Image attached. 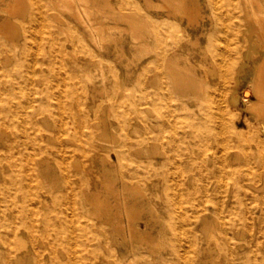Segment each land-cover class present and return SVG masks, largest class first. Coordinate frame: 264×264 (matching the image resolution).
<instances>
[{"label": "bare ground", "instance_id": "1", "mask_svg": "<svg viewBox=\"0 0 264 264\" xmlns=\"http://www.w3.org/2000/svg\"><path fill=\"white\" fill-rule=\"evenodd\" d=\"M1 2L4 12L0 17V264H24L25 257L31 258V251L40 242L49 244L42 253L36 250V258L43 260V264L47 260L50 264L68 262L60 261L56 253L61 241L50 231L55 218L44 210L48 200L39 194L40 184L33 173L35 163L42 170L44 158L55 151L59 153L57 162L66 184L65 190L53 197L54 202L65 207L56 217L64 218L69 212L79 227L90 232L92 226L98 231L105 227L89 225L82 216L97 214L121 235L113 237L121 242L120 247L103 254L98 245L102 243L100 237L96 232L89 233L98 242L82 247L91 251V264H98L97 257L109 264H136L138 251L153 249L155 244L165 241L172 243L174 264L205 262L203 252L208 248L209 235L205 227H213L207 224L210 213H220L221 227L217 233L223 244L237 237V226L250 223L257 209L256 201L264 197V156L252 159L248 153L250 149L264 150V123L253 129L244 120L236 121L239 115L232 113L240 105V88L253 65L249 88L255 99L248 101L245 108L264 122V0H121L116 4L113 0H63L70 15L55 18L71 27L73 35H67L63 25L48 20L46 14L52 0H29V12L26 0ZM116 9L121 11L119 16L115 15ZM126 11L154 22V28L147 23L145 39L139 45L141 92L135 96L134 85L122 87L124 100L129 102L127 115H134L133 122L142 124L141 145L161 142L165 156L159 160L138 158L131 172V176L141 177L158 189L153 198L146 188L139 190L141 197L130 198L116 185L111 186V197L100 198L97 189L94 198H90L88 178L80 189L75 186L80 179L70 168L77 165L82 148L51 144L49 151L37 120L50 95L62 107L58 122L66 138L78 140L86 135L81 107L95 102V94L84 89L80 74L70 61V52L92 58L95 50L102 52L108 46V41L113 42V50L122 57L126 36L139 37L129 30ZM15 14H20L21 19L15 18ZM34 41L39 44L35 48L31 44ZM19 55H23L21 59ZM47 55L49 60L59 63V70L44 69L41 58ZM35 75L39 79L44 77L41 85L32 81ZM91 82L89 85L94 88ZM18 88H27L23 99L21 95L16 97ZM34 91L36 95L32 94ZM249 95L250 91L244 89L243 99ZM112 100L110 96L104 102ZM157 108L159 112L153 114ZM125 122L133 129L129 118ZM240 124L249 128L243 130ZM102 130L109 133L107 123ZM204 155L212 156L211 163L204 160ZM103 173L107 176L104 167ZM196 184L204 193L202 208L199 220L191 214L189 221L181 212V197L194 193ZM33 186L35 193L29 190ZM213 190L220 195L224 192L221 202L207 196ZM237 202L241 205L239 213L235 210ZM261 215L258 232L264 238V209ZM140 221L146 224L142 230ZM157 223L159 234L154 236ZM167 225L172 228L170 239L164 231ZM200 225L198 233L195 227ZM22 228L25 231H18ZM23 245L27 247L24 253ZM256 255L251 264H264ZM242 259L245 264L247 258ZM87 260L85 257L83 264H89ZM27 264H32L30 259Z\"/></svg>", "mask_w": 264, "mask_h": 264}, {"label": "rangeland", "instance_id": "2", "mask_svg": "<svg viewBox=\"0 0 264 264\" xmlns=\"http://www.w3.org/2000/svg\"><path fill=\"white\" fill-rule=\"evenodd\" d=\"M120 1L121 0H113V3L116 4ZM26 2L28 3L27 12H29V0H26ZM63 4V0H52V2L48 5L50 11L46 15L48 20L63 25V30H65L67 35H73L74 33L71 27H67L65 22H60L55 18L57 15L67 17L70 15V13L64 9ZM0 5H4V2H1ZM140 5L143 4L140 2ZM3 12L4 9L0 6V17ZM120 12L121 11L116 9L115 15L119 16ZM125 14L129 17L131 24V28L129 30L132 31V33L139 34V37L128 38V35L126 36L123 42L126 52L122 57L113 50V42L109 43L108 41H105L108 46H106L102 52L95 50V55L92 58L80 52H70L72 54L69 56L70 61L77 73L80 74V79L84 85V89L95 94V102L89 101L87 105L81 107L82 121L87 125L83 128L86 135L82 136L78 140H68L66 138L58 122L59 113L61 112L62 107L56 105L53 101V97L50 95L48 102H46L45 107L37 120L40 133L44 142H46V145L48 144L47 148L49 151L52 149V145H61L63 147L78 145L82 148L77 165L70 168L80 179V183L75 185L80 187V189L85 187V182L88 178V186L91 188V193L89 192L90 198H94L97 189L100 190V198L111 197L112 195L110 193V189L112 185H114L113 187L116 185L119 191H125L130 198L141 197L139 190L146 188L148 192H152L151 196L153 198V193H157L158 189L153 187L151 183L143 180L141 177L138 178L131 176V172L136 167V159L138 158L143 160H159L165 156L164 145L161 142H152L147 145H141L142 141L139 139L141 138L144 130L142 124L139 122H133L134 115H127L129 102L124 100L125 91L122 87L125 85H134L136 88L135 96L139 95L141 92L140 76L142 55L139 45L145 39L146 26L150 21L143 20L144 18L141 15L139 16V13H134L132 11H126ZM14 17L21 19L20 14H15ZM121 22L124 23V25H127L125 20H122ZM148 24L150 27L154 28L153 21ZM112 31L117 32V29L112 28ZM129 35L131 36V34ZM31 44L34 48L39 45L37 41L31 42ZM22 56L23 55H19V59H21ZM259 59L260 56L257 57L256 61ZM41 61L45 64L44 69L46 71L60 69L59 63L57 61L49 60L48 55L42 57ZM251 69L252 70L250 71L248 79L245 83L246 85L244 84L240 88V105L238 108L233 109L232 113L239 115L236 121L240 122L244 120L250 124L253 129H257L264 123L263 120L257 118L255 114L245 108L248 101L255 99L252 90L249 88L254 74L253 65L251 66ZM43 78L44 77H41L39 79V77L35 75L33 76L32 81H34L36 85H41ZM90 78L93 80L92 82L90 81ZM89 82L92 83L94 88H91ZM149 85L151 87H155L153 83ZM242 89H248V91H250L249 98L243 99ZM32 94L36 95L37 93L34 91ZM20 95L23 99L24 96L27 95V88L22 89V91L18 88L16 97L18 98ZM110 96L113 97V100L111 102H104L105 99ZM101 100H103V102H101ZM101 110H103V112ZM157 112H159L158 108L156 111H153V114H157ZM102 118L103 120L101 121ZM127 118H129L133 124V129H131L129 124L125 122ZM104 122L109 126V133H105L102 130ZM240 127L243 130H247L249 128L246 124H240ZM94 128H98V131H92ZM262 135L263 134H261L260 137H262ZM146 150L148 153H145ZM248 153L252 159H255L258 156H264V150L250 149ZM58 156V151L49 154L48 157L44 158V166L42 170H39L37 163H35L33 169L34 176L38 178L40 184L38 192L48 200V205L44 210L49 213L51 218H55L50 231L53 234H56L55 236L59 241H61V244H59L56 249V253L59 260L68 261L67 264H83L82 260L85 259V257L88 259L87 263L91 264L94 260L91 251H85L82 247L84 244H89L91 246L97 245L98 242L96 243L95 240H92L91 237H89V233L96 232L97 236L100 237L102 243H99L98 245L100 252L103 254H107L111 248L118 249V247H120L121 242L113 240V237L120 238L121 235L113 230L109 221L97 214L82 216V218H84L89 225L94 223L96 225L102 224L105 227L98 231L96 227L92 226L90 228V232H86L79 227L78 221L75 218H71V214H69V212L64 218L56 217V214H58V212L65 207L58 202H54L55 200L53 197L56 193H59L66 188L62 167L57 162ZM240 156V161H243L244 154L241 153ZM203 158L205 161L211 163V155H204ZM116 163L117 165L115 166ZM193 166L197 169L198 165L195 164ZM103 167L107 169V176L103 173ZM20 170L23 171V167H21ZM188 187L190 188V186H186V188ZM195 187L196 190L194 193L187 196L183 194L181 197V212L183 213V217L189 221L191 220V214H193L194 219H197L198 221L202 208V197L204 196V193L202 192V187L199 184H196ZM29 190L31 193L36 192L34 186L30 187ZM183 190L184 189H182V191ZM169 191H173V188H170ZM207 196L215 201L221 202V199L224 197V192L220 195L213 190L211 193L209 192ZM256 202L257 209L255 208L256 211L251 218L250 223L245 226H237V237H233L228 243L229 245L223 244L222 237L217 233L221 227L220 213H210L208 215L207 224H212L213 227H205L209 232L207 240L208 248H206L203 252L206 261L197 260V264H243V257L247 258V260H245V264H251L254 254H257L256 257L258 260L264 261V245L261 242L262 240L264 241V238L261 237L258 232V225L263 219L261 211L264 209V197L263 200H258ZM156 206L159 208V201H157ZM240 207V203L237 202L235 210L238 213L240 212ZM138 225L142 230L145 228L146 224L144 221H140L138 222ZM200 227L201 225L195 227L198 233H200ZM158 229L159 223L155 226L154 236H157V233L159 234ZM164 229L166 237L168 239L172 238L173 234L171 226L167 225ZM18 231L25 230L22 228L18 229ZM228 246H230L231 251H228ZM47 247H49L48 243H36V248L31 251V258L26 256L24 264H27L29 259L32 264H43V260H38L36 258V250H41L42 253V250ZM241 249L243 251L242 253H240L241 251H238ZM26 250V245L21 246L22 253ZM253 251H255V253ZM137 253L140 256L137 258L136 264H174L173 260L175 258V254L170 241L155 244L153 249L145 248ZM70 254L72 255L71 258H69ZM118 254L119 253L117 252L116 255L118 256ZM1 255L2 257H5V251H2ZM97 260L98 264H109L107 260L102 259L101 257H97ZM3 264H5V261ZM13 264L15 263L13 262ZM47 264H50L48 260ZM58 264H61V262Z\"/></svg>", "mask_w": 264, "mask_h": 264}]
</instances>
